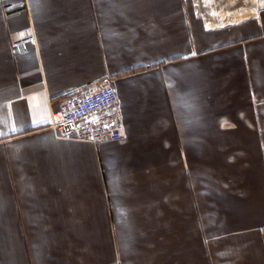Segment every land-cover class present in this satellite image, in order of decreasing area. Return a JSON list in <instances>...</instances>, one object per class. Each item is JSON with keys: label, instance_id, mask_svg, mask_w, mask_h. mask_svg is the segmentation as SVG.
<instances>
[{"label": "crops", "instance_id": "crops-1", "mask_svg": "<svg viewBox=\"0 0 264 264\" xmlns=\"http://www.w3.org/2000/svg\"><path fill=\"white\" fill-rule=\"evenodd\" d=\"M19 1L0 0V264H264V0ZM104 85L120 137H58L64 99Z\"/></svg>", "mask_w": 264, "mask_h": 264}, {"label": "built area", "instance_id": "built-area-1", "mask_svg": "<svg viewBox=\"0 0 264 264\" xmlns=\"http://www.w3.org/2000/svg\"><path fill=\"white\" fill-rule=\"evenodd\" d=\"M18 6L26 7V0H20ZM33 40L32 30L28 28L17 33L15 45ZM64 105L61 112L52 114L50 123L58 137L91 142L120 137V109L111 86L76 91L64 99Z\"/></svg>", "mask_w": 264, "mask_h": 264}]
</instances>
